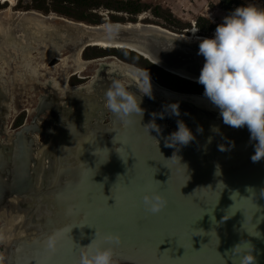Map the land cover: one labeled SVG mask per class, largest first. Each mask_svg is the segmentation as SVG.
<instances>
[{
  "label": "water",
  "instance_id": "obj_1",
  "mask_svg": "<svg viewBox=\"0 0 264 264\" xmlns=\"http://www.w3.org/2000/svg\"><path fill=\"white\" fill-rule=\"evenodd\" d=\"M27 16L37 17L33 11L25 17L0 12V29L6 31V39L0 32L1 57L6 54L15 62L38 50L50 62L58 57L47 52L63 45L81 50V57L89 47L104 48L98 44L105 42L193 82L204 63L198 47L205 36L189 38L184 32L149 27L155 24L91 29L62 16L48 22L44 18L37 29ZM114 59L127 70L112 71L114 78L128 77L130 90L136 91L143 80L139 73H148ZM90 63L83 61L84 66ZM102 78L82 88L67 87L74 88L68 91L72 95L55 88L36 109L38 115L48 111L46 128L34 119L8 135L5 144L0 142V222L6 215L11 220L16 214L23 217L12 241L0 242L5 246L0 264H77L81 247L96 230L120 235L115 249L120 264H233L231 250L241 241L254 245L256 264H264V159L251 161L254 142L247 128L225 125L203 94L172 90L151 76L152 97L141 99L142 120L133 116L125 124L105 108L104 91L112 80ZM12 85V91H19L23 83ZM3 88L0 82V107ZM173 103L179 104L178 117L168 111ZM160 113L163 119L153 115ZM153 120L160 134L145 126ZM177 120L195 137L178 152L164 143L176 131ZM35 133L45 138L42 144ZM147 186L168 199L159 213L142 205ZM54 232L62 234L56 251L50 252L45 241Z\"/></svg>",
  "mask_w": 264,
  "mask_h": 264
},
{
  "label": "clouds",
  "instance_id": "obj_2",
  "mask_svg": "<svg viewBox=\"0 0 264 264\" xmlns=\"http://www.w3.org/2000/svg\"><path fill=\"white\" fill-rule=\"evenodd\" d=\"M112 35L109 30L108 38ZM198 55L204 58L197 78V83L203 86V96L218 109L225 125L247 128L249 139L254 142L251 161L256 163L264 159V7L249 2L233 9L217 24L213 36L200 40ZM139 75L143 80L136 91L130 90L123 78L113 79L104 91L105 108L125 124L131 123L133 116H140L142 120L144 109L141 99L143 96L152 97L150 75H145L143 71ZM168 111L177 117L181 114L178 103L169 105ZM153 115H159L161 119L164 117L163 113ZM176 123V131L165 137L164 143L178 152L195 137L183 120ZM149 125L148 131L161 133L155 120L145 126ZM212 130L219 131L215 126ZM197 131L202 132L203 129L198 127ZM141 202L145 210L152 214L161 212L169 203L161 191L151 186L142 191ZM61 234L54 232L47 237L45 247L48 251H56ZM120 243V235L103 234L96 230L91 242L81 247L77 264H120L115 251ZM253 249L254 245L249 241H241L231 250L233 264H256Z\"/></svg>",
  "mask_w": 264,
  "mask_h": 264
},
{
  "label": "flooded vegetation",
  "instance_id": "obj_3",
  "mask_svg": "<svg viewBox=\"0 0 264 264\" xmlns=\"http://www.w3.org/2000/svg\"><path fill=\"white\" fill-rule=\"evenodd\" d=\"M31 52L34 53L35 50L25 52L24 54H28V58L22 56L18 59V61L15 62L13 57L4 56L6 54H4L3 57L0 55V82L4 87V100L3 105L0 107V142L2 144H5L8 135H13L23 125H32L34 119L41 121L38 122L36 120L37 123H39L43 128H46L45 124L49 121L48 111L38 115L36 109L40 99L42 97L47 98L50 96V92L55 88L56 90L58 89L57 91L59 93L61 92V95H63L66 90L65 87H85L94 80L104 79L102 77H106L108 80H113L115 78L112 71H121V69L124 70L122 67H118L119 69L114 67L113 63H116L114 58L121 60L115 55L107 54L100 57L86 59L84 57L85 51L82 53L81 59L83 61H92L93 63L85 65L83 68L76 70L75 68L79 64H76L72 60L74 58L73 52L71 48L65 47V45L61 46L59 50L57 49L55 54H59L62 59L66 58L67 60L65 59L61 62H58L59 58H52L51 62H49L47 65V62L39 63L40 59L37 57L33 58L34 56H31ZM122 72L125 73V71ZM29 77L32 80L37 81V84L31 83ZM123 79L127 84L130 83V79L128 77H123ZM16 80L21 81L23 85L18 87L19 91H12V83ZM74 81L78 82L73 83ZM26 101H29V105L31 102L35 106L34 109L32 107L30 108L32 112L30 116L31 119H25V122H23L24 120L22 122L21 120L16 121L18 120L17 118L20 117V112L22 113L27 111V114L29 115L28 108H24ZM16 122L18 128L16 127L17 129H11V127H13ZM4 250L5 246L0 250L1 261H3L5 258V255H1Z\"/></svg>",
  "mask_w": 264,
  "mask_h": 264
},
{
  "label": "trees",
  "instance_id": "obj_4",
  "mask_svg": "<svg viewBox=\"0 0 264 264\" xmlns=\"http://www.w3.org/2000/svg\"><path fill=\"white\" fill-rule=\"evenodd\" d=\"M51 2V7H49L47 6V0H33L32 6L36 9L44 10L45 12L53 10L65 16L72 17L77 21H87L96 25L105 23V19H102V16L93 12V10L105 8L115 13H126L129 15L128 18H125L111 13L109 18L111 23H135L138 19L137 16L148 9V5L141 3L140 0H51ZM221 2L225 5V9L227 10H230L231 6L236 3L242 5V3L237 0H221ZM154 12L157 14L161 12L160 7H156ZM167 16L171 18L172 14L169 13ZM170 21L173 22L174 19ZM144 22H149V20L145 19ZM196 26L199 35L212 36L217 25H213L206 18L201 17L197 20ZM173 28L181 32L188 27L179 24L177 27ZM107 54L115 55L121 60L144 70L162 86L179 92L203 94V86L199 83L168 73L152 64L148 59L128 49L89 47L84 52V57L94 58Z\"/></svg>",
  "mask_w": 264,
  "mask_h": 264
},
{
  "label": "rangeland",
  "instance_id": "obj_5",
  "mask_svg": "<svg viewBox=\"0 0 264 264\" xmlns=\"http://www.w3.org/2000/svg\"><path fill=\"white\" fill-rule=\"evenodd\" d=\"M181 1L182 0H140L141 3L148 5V9H146V11H143L141 14H139L137 16L138 19L135 23L138 22V23H143V24H155L158 26L165 27V28H167L173 32H177V33H183L184 32L185 34L190 35L189 38H191V37L194 38L197 36H201V35H199V33H198L199 31H197L198 28L196 26L197 20L199 18H201V17L206 18L211 24L217 25V24L221 23L223 18L226 15H228L233 9L240 6V4L236 3V4L231 6L230 10L229 9L227 10V9H225V5L222 4L221 0H183V3H181ZM237 1H239L242 4H246V3L251 2V3H254L260 7H264V0H237ZM51 4H52L51 0H47V6L51 7ZM175 4H177V8H176ZM32 5H33V0H15L13 4H10L9 0H7V1L6 0H0V12H7L6 14L11 12V15H12L13 13H18V12L33 11V12H38L42 15L54 14L57 16H62L63 18H67L70 20L77 21L72 17L65 16V15L57 13L53 10H50L49 12H45L44 10L36 9ZM156 7H160V10H161V12H159L158 14L154 12V9H156ZM178 9H180L181 12H183V15L181 14V12L178 14ZM93 12H96L98 15L102 16V19H105V23H103V24H114V23H111L109 21L111 13L119 15V16H123L125 18H128V16H129L126 13H115V12H112L111 10H107L105 8L93 10ZM167 12L172 14L171 18H169L167 16L169 14ZM174 12H176V13H174ZM145 19H148L149 22H144ZM171 19H174V21L171 22L170 21ZM78 22L86 23L88 25H96V24L89 23L87 21H78ZM125 23L129 24L131 22H125ZM125 23H123V24H125ZM117 24H122V23H117ZM179 24L180 25H186V27H188V28L182 30L181 32L177 31L175 28H173V27H177ZM99 25H101V24H99ZM194 28L197 31V32H195L196 33L195 35H193V33H190V31L193 30ZM3 31L4 30L2 29L0 32H3ZM185 31H188V32H185ZM2 36H3V34H2ZM5 37H6V35L3 36V39H6ZM205 37H211V36H205ZM103 49H105V48H103ZM51 52L52 51H48L47 54L51 55L52 54ZM31 56H34L33 58H35V57L39 58L41 60V62H40V60L38 59L39 63H44V61L40 57V52L38 50H35L34 53L31 52ZM57 56L59 58L58 62H61L62 60L66 59V58L62 59V57L59 54ZM73 56H74V52H73ZM75 59L76 58H73L72 60L76 64H79L78 66H76L75 69L79 70L80 69L79 67L80 66L83 67L84 65L76 62ZM86 59H89V58H86ZM2 60H4V59H2ZM80 60H81V62H83L81 57H80ZM47 64H49V62H47L46 65ZM77 82L78 81H74L73 83H77ZM81 88H82V86H81ZM65 89H66V94L70 93V95H72V93L68 92V91H71L74 88L68 89L65 87ZM29 101H26L25 107H24V108H28L29 115L27 114V111H24L22 113L20 112L19 113L20 117H18L17 118L18 120H16V121L21 120V122H22L24 120L23 122H25V119H28V120L31 119L30 116H31L32 112H31L30 108L32 107L34 109L35 106L31 102L29 105ZM37 121L41 122L38 119H37ZM16 124H17V122L15 123V125L13 127H11V129L12 128L17 129L18 127ZM34 136L37 139V142L39 144L43 143V141L45 139L43 137V135L35 133ZM3 229H4V227H2L0 229V235H3L2 234ZM3 247H4V245H0V250Z\"/></svg>",
  "mask_w": 264,
  "mask_h": 264
},
{
  "label": "bare ground",
  "instance_id": "obj_6",
  "mask_svg": "<svg viewBox=\"0 0 264 264\" xmlns=\"http://www.w3.org/2000/svg\"><path fill=\"white\" fill-rule=\"evenodd\" d=\"M7 1V0H6ZM14 1L15 0H9V2H10V4H13L14 3ZM12 6V5H11ZM7 13V12H6ZM29 13H31V12H29ZM34 14H35V12H33ZM14 14H16V13H13L12 15H11V12L10 13H8V15H10V16H13ZM18 14H19V17L20 16H24L25 17V15H26V12H18ZM36 15H37V17L35 16V17H31V16H27L26 18H29V20L28 19H26V21L28 20L29 21V23L32 25V26H34V27H37V29H40V27H43L42 25L40 26V24H42V22H43V20H44V18L46 19V22H48V21H51V20H53V19H51V18H53V17H57V15H54V14H50V15H42V14H40V13H38V12H36ZM40 15V16H39ZM60 17V16H59ZM48 18V19H47ZM80 24H82V25H85V23H80ZM133 24H136V26L137 27H142V24L143 23H133ZM88 25V24H87ZM116 25H118L117 23H116ZM119 25H121V24H119ZM128 25H131V24H128ZM90 26H92V27H90ZM90 26H88V28H91V29H99V28H104V29H110L111 28V26H112V24H101V26L99 27V28H97L96 27V25H90ZM149 27H152V28H156V29H160V30H163L160 26H152V25H150ZM53 28V26H50L49 27V29H52ZM2 29H0V31H1ZM196 29L194 28L193 30H191L190 31V33H193V35H195L196 33ZM2 34H3V36L4 35H6V31L4 32H2ZM64 36H66V34L65 35H63L62 37H64ZM6 38V37H5ZM98 45H100L101 47H106V49L108 48V44H105V42H101V43H99ZM71 49H74L72 46L70 47ZM109 49V48H108ZM80 51L81 50H77V48L76 49H74V58H76L75 59V61L76 62H78V63H80V64H83V62H81V60H80ZM131 51V50H130ZM52 54L51 55H56L55 54V51L53 52H51ZM58 59V58H57ZM116 63H113V65H114V67H116L117 69H119L118 67H121L122 65L121 64H119L120 62H118V61H116V60H114ZM109 66V65H108ZM65 67V66H64ZM113 67V66H112ZM80 69L81 68H83L82 66H80L79 67ZM121 69V68H120ZM122 70V69H121ZM122 71H126L127 72V70H122ZM129 73H131V72H129ZM142 82V81H141ZM72 91V90H71ZM4 215V214H3ZM21 218H23L20 214H16V217H15V219L13 220H11L10 219V217L9 216H4L3 217V220L1 221V222H3L4 221V223H6L5 225H4V229H3V231H2V234L4 235H0V242H2V241H7L8 243H10V241H12V237L14 236V235H16V231H17V229H18V227L20 226V223H21V221H20V219ZM14 222H17L16 224L14 223ZM18 222H20V223H18Z\"/></svg>",
  "mask_w": 264,
  "mask_h": 264
},
{
  "label": "crops",
  "instance_id": "obj_7",
  "mask_svg": "<svg viewBox=\"0 0 264 264\" xmlns=\"http://www.w3.org/2000/svg\"><path fill=\"white\" fill-rule=\"evenodd\" d=\"M181 3H183V0L181 1ZM176 5V8H177V4H175ZM181 12V10L180 9H178V14ZM174 13H176V12H174ZM181 14L183 15V12H181ZM185 14V13H184Z\"/></svg>",
  "mask_w": 264,
  "mask_h": 264
}]
</instances>
